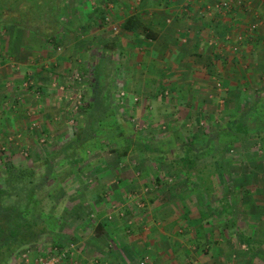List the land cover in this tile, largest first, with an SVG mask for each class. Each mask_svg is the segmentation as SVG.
<instances>
[{
    "label": "rangeland",
    "instance_id": "1",
    "mask_svg": "<svg viewBox=\"0 0 264 264\" xmlns=\"http://www.w3.org/2000/svg\"><path fill=\"white\" fill-rule=\"evenodd\" d=\"M139 3L143 0L71 2L74 20L78 4L89 15L106 19L83 33L65 34L56 49L32 37L26 40L20 32L0 31V168L5 162L33 168L35 185L46 178L36 198L42 200L43 217L52 230L10 264H43L42 259L58 253L56 244L64 248L59 264H264V132H256V116H264V57L247 87L225 92L215 72L201 78L208 86L202 93L191 90L204 100L202 105L193 100L196 108L179 104L170 89H158L148 99L156 88L130 87L126 72L131 74L137 64L132 66L131 45L116 20L127 5L139 8ZM74 20L70 30L79 24ZM107 48L112 52L103 53ZM98 58L106 62L96 66ZM94 70L115 124L125 138L143 147L144 156L120 160L110 152L114 143L124 146L120 138L100 140L96 144L102 150L96 145L91 152L92 144L87 152L73 140L86 117L76 102H89ZM244 71L248 73L236 77L252 73ZM255 100H260L258 115L243 120L248 135L220 152L233 133L237 106L246 109ZM190 141L197 161L207 166L200 181L170 165L185 155ZM68 145L72 147L66 151ZM200 225L211 250L198 256L189 242ZM97 226L104 230L101 237L94 233ZM246 238L251 246L243 242Z\"/></svg>",
    "mask_w": 264,
    "mask_h": 264
},
{
    "label": "crops",
    "instance_id": "2",
    "mask_svg": "<svg viewBox=\"0 0 264 264\" xmlns=\"http://www.w3.org/2000/svg\"><path fill=\"white\" fill-rule=\"evenodd\" d=\"M234 2L236 9L228 15L210 12L205 9L204 3H190L188 0H143V3L137 4L139 8L127 5L125 12L122 7V12L116 17L118 24L121 25L129 17H136L146 30L125 35L126 44L132 48V66L137 64V69H132L131 74L130 71L126 72L131 81L130 87H139L143 91L156 88V91L148 94V99L155 98L151 95H157L158 89L175 90L180 98L179 104H192L193 107V100L200 105L204 100H197V92L191 90L198 89L202 93L208 84L200 79L212 78L214 72L215 76L223 79L225 92L227 88L247 87L259 60L264 57V0ZM238 3L241 4L240 9L237 8ZM78 6L75 20L78 19L79 24L77 28L72 26L70 35L83 33L85 28L98 22L97 13L94 17L84 11L85 6ZM102 10L105 11L104 8ZM254 24L261 26L251 31ZM147 34L151 37L147 38ZM242 35L245 37L239 43L238 38ZM115 44L112 43L114 49H120L121 44ZM240 63L243 68L238 66ZM244 69L252 71L247 80L236 77L237 73H248ZM200 72L206 76L200 75ZM230 74L237 79L233 80ZM43 80L44 77L40 79ZM183 108L185 106L179 107L185 113L187 110ZM188 113L190 115L189 110Z\"/></svg>",
    "mask_w": 264,
    "mask_h": 264
},
{
    "label": "trees",
    "instance_id": "3",
    "mask_svg": "<svg viewBox=\"0 0 264 264\" xmlns=\"http://www.w3.org/2000/svg\"><path fill=\"white\" fill-rule=\"evenodd\" d=\"M76 1L80 0H0V31L20 32L25 35L26 40L32 37L44 45L56 49L63 36L71 34L68 25L72 19L74 20V17H72L68 5ZM105 12L107 14L108 10L106 9ZM105 19L106 17H102L101 20L100 18L98 20L104 22ZM99 27L102 25L99 24ZM120 29L125 34H136L143 29L144 32L146 31L140 19L136 17H129L124 20ZM150 37L147 34V38ZM106 52L111 53L112 49L103 50V53ZM104 58L106 61L110 59L109 56ZM99 59L96 66L100 65L101 62H106L104 59ZM92 76L94 77L92 96H90L89 102H84L85 104H82V108H80L86 117L78 130L80 132L75 134L73 140L84 151H87L86 147L92 144L89 150L91 152L92 147L96 145L97 149L102 150L101 146L96 144L100 140L111 142L120 138L124 141V146L118 147L114 143L115 147L110 150L112 154L117 155L120 160H124L129 155L144 156L145 154L140 149L143 147L135 144L131 137L125 138L120 126L115 124L113 120L115 118L109 108V100L107 96L102 94V87L98 84L99 76L95 70ZM259 104L260 100H255L251 107L246 109H242L240 105L237 106L236 117L238 118L232 124L233 133L229 134L230 139L221 146L220 152L226 150L230 145L240 143L244 139L241 137L242 135H248V127L243 123L244 117L258 115L256 110ZM257 117L256 132L261 134L264 132V116L263 118ZM108 127H115V132H106ZM260 140L264 143V136ZM71 147L68 145L65 150L67 151ZM197 160V151L190 141L185 149V155L176 162L175 160L172 161L170 165L178 171V174L184 177L198 178L200 181L202 180L201 172L207 166L202 165ZM51 168L50 164H47L46 170L49 171ZM35 177L36 171L33 168L17 169L9 162H5L4 167L0 168V264H10L13 259L26 254L32 246L39 244L42 239L51 234V224L48 219L43 217V202L36 198V194L40 191V187L44 186L46 178L43 177L40 183L35 185ZM202 182L204 183V181ZM155 183H159V180L157 179ZM201 217L205 218V215L201 214ZM142 229L143 227L140 228V231ZM193 231L194 238L189 243L196 246V254L198 256L203 253L208 254L211 248L209 245H205L204 226L200 225ZM94 233L97 237H101L104 233L102 226H97ZM243 242L248 246L252 244V240L249 238ZM201 244L205 245L204 250L200 248ZM53 249L62 251L64 248L56 244Z\"/></svg>",
    "mask_w": 264,
    "mask_h": 264
},
{
    "label": "built area",
    "instance_id": "4",
    "mask_svg": "<svg viewBox=\"0 0 264 264\" xmlns=\"http://www.w3.org/2000/svg\"><path fill=\"white\" fill-rule=\"evenodd\" d=\"M190 3H196V2H202L205 4V9H207L210 12H217L221 15H228L233 12L234 9H236V5L234 0H188ZM241 4L238 3L237 8L240 9ZM257 26L253 25L251 26L250 30L254 31ZM242 41V36H239L238 42ZM77 107L82 106L80 100H77ZM80 108V107H79ZM56 255L50 256L47 260L42 259L41 262L43 264H59V261L64 258V253L62 251H57ZM62 253V254H60Z\"/></svg>",
    "mask_w": 264,
    "mask_h": 264
}]
</instances>
